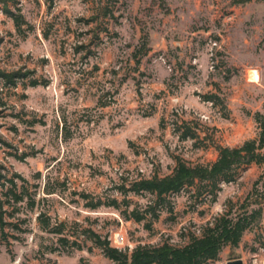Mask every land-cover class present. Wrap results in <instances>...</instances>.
Returning a JSON list of instances; mask_svg holds the SVG:
<instances>
[{
	"label": "rangeland",
	"instance_id": "1",
	"mask_svg": "<svg viewBox=\"0 0 264 264\" xmlns=\"http://www.w3.org/2000/svg\"><path fill=\"white\" fill-rule=\"evenodd\" d=\"M4 1L0 70L26 77L15 87L0 80V173L25 179L37 204L20 224L26 233H12L20 241L8 238L11 254L0 246V264H110L90 241L42 256L40 246L56 238L38 229L39 211L66 221L69 232L91 229L114 248L180 247L252 190L264 165L239 169L214 202L195 199L193 189L171 195L172 211L156 220L90 210L80 197L120 201L113 190L120 176L164 177L176 160L205 165L216 160V146L257 137L264 89L247 77L264 70V0ZM7 12L22 17L19 29ZM34 79L41 85L31 87ZM183 122L198 139H179ZM46 185L55 194H43ZM128 199L130 209L144 208L151 197ZM238 259L264 263V211L237 247L209 264Z\"/></svg>",
	"mask_w": 264,
	"mask_h": 264
},
{
	"label": "trees",
	"instance_id": "2",
	"mask_svg": "<svg viewBox=\"0 0 264 264\" xmlns=\"http://www.w3.org/2000/svg\"><path fill=\"white\" fill-rule=\"evenodd\" d=\"M1 3L5 4L4 0ZM13 21L17 29L20 28L23 19L20 15H14ZM26 77L20 72H5L0 70V80L9 87H15L19 79ZM41 85L36 79L31 80L30 86ZM215 96H206L208 102H214ZM254 120L258 127L257 137L244 141L236 147L216 146L217 158L208 164L187 165L181 160H176L172 172L164 177L153 176L144 178L141 176L124 177L120 176L113 186L114 192L121 196H106L102 201L100 198L93 201L92 196L86 193L80 194L82 199H90L87 207L95 210L100 207L111 208L119 212L125 220L134 222L156 220L162 211L171 212L172 208L168 198L186 189H193L195 199L201 198L203 201L209 199L214 202L222 183H230L234 180L239 169L244 166L255 164L264 165V115L256 112ZM180 128L182 130H180ZM180 140L198 139L195 130L188 127L183 122L177 127ZM7 178L0 173V246L4 245L7 253L8 238L20 241L19 236L12 233L24 234L26 230L20 228V224L26 223V213L32 212L36 208L37 191L29 192L28 183L25 179L15 176ZM43 194H55V190L46 185ZM140 196L149 195L150 201L144 208L138 207L135 203L130 209L131 201L129 195ZM121 206L124 208L122 209ZM264 211V172L253 183L252 190L237 205H229L221 215L206 223L201 228L199 236H190L188 243L180 247L163 244L160 246L139 245L132 250L118 249L110 245L107 238L95 233L91 229L77 232H69L66 221L53 220L50 215L39 211L35 217L38 229L55 237V243L41 245L38 253L43 254L59 251V248L68 249V252L81 250L86 241H90L94 247L101 250L103 256L110 264H209L218 258L221 250L227 246L237 247L244 233L252 230L259 224ZM24 216L21 218L20 216ZM73 227L78 225L73 223ZM149 228V223H147ZM4 240V242L2 241ZM12 257V256H11ZM38 264H46L40 262Z\"/></svg>",
	"mask_w": 264,
	"mask_h": 264
},
{
	"label": "bare ground",
	"instance_id": "3",
	"mask_svg": "<svg viewBox=\"0 0 264 264\" xmlns=\"http://www.w3.org/2000/svg\"><path fill=\"white\" fill-rule=\"evenodd\" d=\"M247 78H248V81H250V82H254L255 83V82L258 81V78H257V76L254 73H250Z\"/></svg>",
	"mask_w": 264,
	"mask_h": 264
},
{
	"label": "crops",
	"instance_id": "4",
	"mask_svg": "<svg viewBox=\"0 0 264 264\" xmlns=\"http://www.w3.org/2000/svg\"><path fill=\"white\" fill-rule=\"evenodd\" d=\"M260 78L258 77L257 73L254 72V74L257 76L258 80L260 79V81L262 80V88L264 89V70L260 71Z\"/></svg>",
	"mask_w": 264,
	"mask_h": 264
},
{
	"label": "water",
	"instance_id": "5",
	"mask_svg": "<svg viewBox=\"0 0 264 264\" xmlns=\"http://www.w3.org/2000/svg\"><path fill=\"white\" fill-rule=\"evenodd\" d=\"M226 264H243V262L238 259V260L228 261Z\"/></svg>",
	"mask_w": 264,
	"mask_h": 264
}]
</instances>
